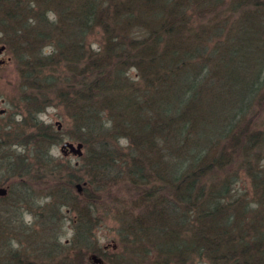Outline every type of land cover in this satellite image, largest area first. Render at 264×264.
Wrapping results in <instances>:
<instances>
[{
  "label": "trees",
  "instance_id": "16d2710c",
  "mask_svg": "<svg viewBox=\"0 0 264 264\" xmlns=\"http://www.w3.org/2000/svg\"><path fill=\"white\" fill-rule=\"evenodd\" d=\"M19 1L0 0V33L3 37H10L7 43L17 53V60L34 69L39 76L36 79L42 84L40 89L46 93L52 89L63 101L73 93L75 100L78 98L82 102L75 111L87 134L95 132L103 111L93 108L84 92L96 88L103 93L105 90L115 93L116 89V96H119V89L127 88L126 82L131 83V68L139 77H146V80L142 78L146 90L133 92L135 97H130L133 101L128 99L127 115L117 109L120 103L115 96L109 99L111 105L103 108L109 110L115 127L121 129L120 134L129 138L131 144H150L166 159L165 163L156 161L153 168L175 188L174 199L186 208L180 210L177 225L190 223L193 232L189 239H178L175 232L166 230V225H171L169 215H173L172 206H175L168 200V208L157 211L159 214L151 212L150 218L154 221L151 226L145 227L141 223L142 217L129 224L127 228L132 236L138 239L143 232L162 257L171 259L177 256L182 264H264V132L251 131L247 135L249 145L244 147L252 160V166L246 169L252 184L250 198L238 204L232 194L230 177L218 187H208V181H203L210 164L216 168L223 165L226 158L223 151L214 152L216 146L213 143L217 142V145L219 141L213 138L212 122L216 121V126L230 125L233 120L231 112L241 114L245 97L256 94L259 88L256 84L261 82L264 88V0L257 3L256 14L247 10L235 17L233 14L237 8L233 3L229 14L231 19L224 20L227 24L224 37V28L216 27L219 19L206 28L198 26L194 18L197 9L202 10L201 13L212 10L216 6L214 1L221 3V0ZM250 1L244 0L243 3L249 5ZM237 4L242 7L241 3ZM95 25L103 31L104 38L98 49L90 50L86 47V34ZM219 31L222 36H218ZM218 47L219 54L209 65L215 75L209 85L205 72L211 61L207 54ZM75 52L85 62V67L74 77H59L46 70L56 61L60 66L71 60ZM255 55L260 56L259 72L253 78L246 76L245 80L243 77L233 82V86L239 85L240 88L234 91L231 88L229 94L221 96L229 104L236 99L237 104L230 106L234 110L228 111L229 107L219 109L220 95L210 98L207 86L222 90L225 78L233 80L239 72L248 69L251 65L249 59ZM219 67L221 69L217 70ZM34 128L33 138L24 139L23 144L33 143L40 147L37 149L41 153V147L48 148L47 143L56 129L41 122L34 123ZM229 132L230 129L227 133L221 132L220 144L222 140L230 139ZM242 136L238 138L237 148ZM76 137L85 145L90 143L89 138L80 133ZM55 139L60 140L58 133H55ZM102 149L98 146V153L91 157L95 161L91 162V168L98 170L99 176L107 171V164L102 163L105 154ZM43 153L44 157L49 156L46 150ZM106 155L109 159L114 158L109 153ZM53 160L51 157L47 159L50 167L40 164L36 166L37 170L52 176L69 171L70 183L80 177L74 173L77 167L65 157L62 163ZM97 161L98 168H94ZM136 172L142 174L141 168ZM129 178L131 183L139 184L133 174L129 173ZM196 183L199 184L197 191ZM86 194L90 196L88 189H84L81 195ZM75 199L71 194L67 203H74ZM84 212L87 227L83 232L87 234L91 217ZM247 227L251 228V233L246 232ZM191 254L194 259L198 258V263L191 260ZM53 260L52 256L49 262ZM161 260H150L149 264H159ZM17 262L21 264L20 260ZM68 264L81 263L74 259Z\"/></svg>",
  "mask_w": 264,
  "mask_h": 264
},
{
  "label": "rangeland",
  "instance_id": "374dc122",
  "mask_svg": "<svg viewBox=\"0 0 264 264\" xmlns=\"http://www.w3.org/2000/svg\"><path fill=\"white\" fill-rule=\"evenodd\" d=\"M221 1V3L214 1L216 6L212 10L201 13L202 10L197 9L194 18L198 26L206 28L211 27L219 19L216 27L224 28L223 37L227 33H225L227 24L224 20L230 18L233 3L237 8L233 17L237 14H245L247 10L256 14L257 3H260L259 0H251L249 5L243 3L244 0ZM237 3H243L242 7ZM218 34L222 36L221 31ZM103 38V31L98 25L93 26L86 34L88 44L86 47L90 50L98 49ZM8 39L10 37H3L0 33V49L3 47L0 51V186L10 190L5 196L0 195V264H19L18 260L21 264H68L74 259L81 264H100L93 263L90 259L92 254H96L104 264H149L150 260L158 259H162L159 264H182L177 256L171 259L162 257V253L143 232H140V238L136 239L127 228L138 217H142L141 223L145 227L151 226L154 223L150 218L151 212H162L166 209V202L169 200L175 206H172L173 215H169L171 225H166V230L175 232L178 239H189L193 232L190 223L187 226L177 225L180 210L184 211L186 208L174 199L175 188L165 181L159 170L153 168L156 161L165 163L166 159L150 144H131L129 138L120 134L121 129L115 127L107 109V106L111 105L109 99L115 96L120 103L117 109H122L127 115L128 99L133 101V98H130L135 97L132 95L133 92L135 94L139 90H146L147 85L144 81L146 77L143 76V80L137 75L136 70L131 68L129 70L131 83L126 82L127 88L119 89V96H116L118 95L116 89L115 93L108 90L103 93L96 88L84 92L89 97L92 107L103 111L101 118L99 116L95 132L87 134L75 111L77 105H82V102L78 98L75 100L73 93L63 101L52 89L49 93L40 89L41 81L36 79L39 76L30 66H25L22 61L20 63L17 60V53L8 45ZM219 51L220 47L212 48L207 54L211 61L205 72L209 85L215 77L209 65L216 60ZM76 54L75 52L71 60L60 66L56 61L46 70L59 77L60 75L64 78L74 77L76 72L83 71L85 67V62L83 63ZM259 58L260 56L255 55V58L249 59L250 67L239 72L233 80L225 78V87L220 80L222 90H214L207 86L210 98L220 95L219 109L226 110L229 107L228 111L234 110L230 106L237 104L236 99L229 104L221 96L227 92L229 94L231 88L232 91L240 88L239 85L233 86V82L243 77L245 80L246 76L253 78L259 72ZM111 63L114 64L113 61ZM217 81L219 80L217 79L216 83ZM261 84L263 83L256 84L259 85L256 94L247 95L245 99L244 96L242 97L243 110L241 114L231 112L233 120L230 125L216 126L218 123L212 122L213 138L219 141L217 145V142L213 143L216 146L214 152L218 154V151H223L226 154L224 159L226 163L223 162V165L216 168L210 164L203 181H208V187H218L220 182L230 177L232 194L239 201L238 204L250 198L252 192L251 179L246 170L252 166V160L249 158L250 152L245 153L244 148L249 145L247 135L251 131L264 132V88ZM105 106L107 108H103ZM221 121H224L223 117ZM39 122L56 129L54 136L47 143L48 148L41 147V153L37 149L40 148L39 146L30 142L28 145L23 144L24 139L27 140L31 136L33 138L34 123ZM228 129H230L228 134L230 139L222 140L220 144L221 132L227 133ZM55 133H58L59 141L55 139ZM78 133L89 138L90 143L84 144L81 156L73 153L65 156L62 152L64 142H83L76 137ZM241 136L242 140L237 148L236 143ZM262 144L264 145V139ZM98 146L104 149L102 163L107 164V171H103L101 176L98 175V170L91 168V162H95L91 157L98 153ZM45 150L47 156L49 153L48 157H44ZM107 153L114 155V158L109 159ZM50 157L59 163H62L65 157L77 167L74 173L80 177L74 183H70L69 171L54 176L42 174L36 166L46 164L50 167L47 162ZM262 158L264 159V151ZM132 160L135 162L131 164ZM59 167L62 170L61 164ZM94 168H98V161ZM137 168H141L142 174L136 172ZM129 173L133 174L138 185L131 183ZM78 184L81 185V192L78 191ZM198 185L195 184L196 191ZM84 189H88L90 196L81 195ZM71 194L76 198L75 202L67 203ZM84 211H87L91 217L87 234L83 232L87 227ZM191 223L193 224L192 221ZM249 226L252 224L249 223ZM247 228L246 232L251 233V228ZM253 230L255 232V229ZM42 250L45 252H40ZM52 256L55 260L49 262ZM193 257L194 254H191V260L198 263V258ZM201 264L206 263L201 262Z\"/></svg>",
  "mask_w": 264,
  "mask_h": 264
},
{
  "label": "water",
  "instance_id": "95a60500",
  "mask_svg": "<svg viewBox=\"0 0 264 264\" xmlns=\"http://www.w3.org/2000/svg\"><path fill=\"white\" fill-rule=\"evenodd\" d=\"M2 49H3V47L0 49V51ZM82 147H83V143L82 142H78V143L74 144L73 142L66 141L62 145V152L64 154L73 153V154H75L77 156H81L82 153H83ZM77 188H78V191L81 192L82 188H81L80 184L77 185ZM7 191H8V189L6 187L0 186V195H6ZM90 259H92L93 263L94 262H99L100 264H104L102 262V259L98 258L96 256V254H92Z\"/></svg>",
  "mask_w": 264,
  "mask_h": 264
},
{
  "label": "bare ground",
  "instance_id": "6f19581e",
  "mask_svg": "<svg viewBox=\"0 0 264 264\" xmlns=\"http://www.w3.org/2000/svg\"><path fill=\"white\" fill-rule=\"evenodd\" d=\"M51 139H52V137H50ZM71 142V141H70ZM74 143V142H73ZM78 143V142H77ZM83 143V142H82ZM74 144H76V143H74ZM63 145V144H62ZM83 147H84V143H83ZM83 147H82V150H83ZM64 154V153H63ZM65 155H68V154H65ZM40 252H45V251H40ZM27 264H29V263H27Z\"/></svg>",
  "mask_w": 264,
  "mask_h": 264
},
{
  "label": "flooded vegetation",
  "instance_id": "af4514ba",
  "mask_svg": "<svg viewBox=\"0 0 264 264\" xmlns=\"http://www.w3.org/2000/svg\"><path fill=\"white\" fill-rule=\"evenodd\" d=\"M5 196V195H4ZM1 197V196H0Z\"/></svg>",
  "mask_w": 264,
  "mask_h": 264
}]
</instances>
